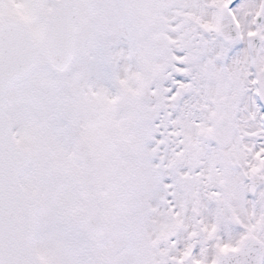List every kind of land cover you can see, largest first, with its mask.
Instances as JSON below:
<instances>
[{"label": "snow or ice", "instance_id": "obj_1", "mask_svg": "<svg viewBox=\"0 0 264 264\" xmlns=\"http://www.w3.org/2000/svg\"><path fill=\"white\" fill-rule=\"evenodd\" d=\"M150 7L162 74L143 135L170 233L156 264H264V0Z\"/></svg>", "mask_w": 264, "mask_h": 264}, {"label": "rangeland", "instance_id": "obj_2", "mask_svg": "<svg viewBox=\"0 0 264 264\" xmlns=\"http://www.w3.org/2000/svg\"><path fill=\"white\" fill-rule=\"evenodd\" d=\"M55 1L0 0V21L20 18L38 49L36 70L9 87L7 112L13 137L33 156L21 182L38 201L34 249L43 264H98L99 258L103 264H156L166 246L159 236L167 231L156 215L158 184L143 135L148 106L133 96L138 66L153 62L145 48L155 33L147 29L136 0H73L76 53L66 73L58 75L44 46ZM72 125L94 160L104 215L100 253L83 227ZM128 135L138 145L125 159L120 140ZM129 161L135 166L133 182L125 176Z\"/></svg>", "mask_w": 264, "mask_h": 264}, {"label": "water", "instance_id": "obj_3", "mask_svg": "<svg viewBox=\"0 0 264 264\" xmlns=\"http://www.w3.org/2000/svg\"><path fill=\"white\" fill-rule=\"evenodd\" d=\"M148 18V24H155ZM76 16L72 0H58L50 13L45 47L50 66L59 74L68 68L75 51ZM160 48V52H165ZM37 64V51L25 24L17 19L0 23V264H41L32 248L36 229L37 203L20 183L32 156L19 147L11 136L7 118V90L11 83L28 76ZM149 101V92L145 93ZM73 144L81 170L77 175L83 199V224L96 248L103 245V215L98 203L94 164L78 130L72 127ZM133 137L121 139L122 148L131 153ZM127 175L133 177L132 166Z\"/></svg>", "mask_w": 264, "mask_h": 264}, {"label": "flooded vegetation", "instance_id": "obj_4", "mask_svg": "<svg viewBox=\"0 0 264 264\" xmlns=\"http://www.w3.org/2000/svg\"><path fill=\"white\" fill-rule=\"evenodd\" d=\"M137 4L141 5V8L143 10V13L145 14V17L148 16V15H151V14H157L159 20H160V25H159V28L154 30L156 31V34L159 33L160 31L158 30H161L162 28V25H163V12L160 11V10H153L150 5L152 4V0H136ZM143 62H141V64L143 65H139V70H138V85L140 87L138 88H134V91H133V96L134 98L136 99H139L140 102L145 105V106H148V104H145L141 99L140 97L138 96V89L142 88V87H147L149 90L151 88V86L157 81H153L152 80V77L151 79L149 78L148 74L150 72L153 71V75L154 73H156L158 70L162 69L155 61V59H153V62L151 64H149L147 62V64L145 63L144 60H142ZM147 65V67H146ZM144 66L147 68V70H145ZM161 74L162 72H160V76L159 78L161 77ZM158 78V79H159ZM148 118L150 119V115H149V110H148ZM153 168V167H152ZM158 186V185H157ZM157 195L159 194V188L157 187ZM159 197V196H158ZM158 197H157V206L155 207V210H156V215H157V218H159V221L162 223V222H165V218L161 216L160 214V211H159V207H158ZM163 242V239L161 240ZM166 245V244H165ZM160 249V247L158 248Z\"/></svg>", "mask_w": 264, "mask_h": 264}]
</instances>
